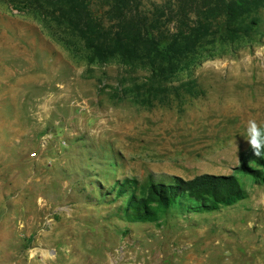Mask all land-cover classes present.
I'll return each instance as SVG.
<instances>
[{"label":"rangeland","instance_id":"1","mask_svg":"<svg viewBox=\"0 0 264 264\" xmlns=\"http://www.w3.org/2000/svg\"><path fill=\"white\" fill-rule=\"evenodd\" d=\"M259 18L250 45L221 47L175 78L180 98L150 106L133 99L145 72L75 57L0 0V264H264V177L239 174L232 206L156 223L123 219L114 189L233 174L248 121L264 125Z\"/></svg>","mask_w":264,"mask_h":264},{"label":"trees","instance_id":"2","mask_svg":"<svg viewBox=\"0 0 264 264\" xmlns=\"http://www.w3.org/2000/svg\"><path fill=\"white\" fill-rule=\"evenodd\" d=\"M14 9L32 10L63 32V44L75 57L103 64L116 60L147 76L133 84L139 104L165 105L180 98L175 78L194 72L221 47L251 44L264 0H6ZM143 80V79H142ZM194 81L182 91L194 95ZM264 177V155L248 148L233 174L172 177L138 188L135 181L115 186L122 217L132 223H156L167 215L199 214L245 199L238 175Z\"/></svg>","mask_w":264,"mask_h":264},{"label":"clouds","instance_id":"3","mask_svg":"<svg viewBox=\"0 0 264 264\" xmlns=\"http://www.w3.org/2000/svg\"><path fill=\"white\" fill-rule=\"evenodd\" d=\"M245 142L254 156L264 155V125L258 124L255 120H249L245 132Z\"/></svg>","mask_w":264,"mask_h":264}]
</instances>
